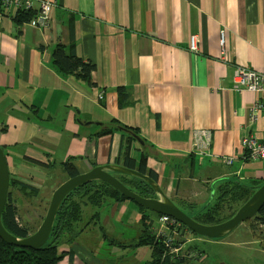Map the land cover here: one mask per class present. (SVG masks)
I'll list each match as a JSON object with an SVG mask.
<instances>
[{"label":"crops","instance_id":"obj_1","mask_svg":"<svg viewBox=\"0 0 264 264\" xmlns=\"http://www.w3.org/2000/svg\"><path fill=\"white\" fill-rule=\"evenodd\" d=\"M46 1L54 5L46 28L18 27L0 15V147L11 180L38 178L30 161L72 158L79 174L114 164L125 134L113 128L100 136L111 122L136 130L147 168L159 188L166 183L170 200L203 203L209 179L242 172L249 162L242 139L260 136L263 120H250L257 96L233 90V72L264 71V0ZM192 35L195 53L188 51ZM57 44L73 45L94 66L92 87L52 70ZM119 89L128 95L122 108ZM253 162L264 169V160ZM256 173L264 181V171ZM129 202L109 208L124 214ZM58 264L89 263L77 253Z\"/></svg>","mask_w":264,"mask_h":264},{"label":"trees","instance_id":"obj_2","mask_svg":"<svg viewBox=\"0 0 264 264\" xmlns=\"http://www.w3.org/2000/svg\"><path fill=\"white\" fill-rule=\"evenodd\" d=\"M0 15L9 16L13 25L23 26L29 23L36 14L34 11L25 12L19 10L14 14H6L4 9L0 5ZM71 29V25H70ZM50 67L52 70L61 77H72L78 82H82L89 87L93 86L91 81V73L94 70V66L84 62L79 58L73 45L64 47L60 44L55 45L50 52ZM127 93L122 89L117 93L118 107L122 108L129 105L127 101ZM102 131L99 132L100 136L108 135L112 132L113 128H123L138 136L135 129L126 128L119 125L117 122H111L109 124H103L101 126ZM126 140H122L120 145V153L114 164H119L129 169H134L141 174L149 176L154 182L157 183V176L153 169H148L146 164V157L141 153L139 155L138 162L130 157L131 145L135 140L127 135ZM124 139V135H123ZM141 148L139 147V149ZM120 158V159H119ZM74 159L68 158L65 162L59 164L61 172L67 176V179L79 174L73 165ZM36 166L43 167V164L30 161ZM134 181H121L124 186L133 188V191L137 195L144 198H152L154 193L145 182L133 178ZM258 187H247L234 184L229 186L227 183L218 186L217 193H213V201L202 212L191 217L194 221L202 225H216L230 219L237 209L245 203L253 192ZM12 190L23 194L24 196H33L37 193L36 190L29 188L28 185L22 184L15 180L9 182V192L3 211L1 213V223L4 229L12 236L17 238H26L35 232V229L21 224L17 220V209L15 206V200L13 199ZM108 201L109 203L121 204L128 201L117 190L113 189L109 185L102 182H90L79 188H76L69 193L61 202L58 212L56 214L51 233L47 242L40 248L21 249L15 248L6 244L0 239V264H58L64 256L67 254L70 258L77 255L78 251L74 249V239L77 235L84 232L89 223H85L80 228L77 225L82 221L84 208H97L102 203ZM236 204L237 208L232 210L228 216L223 218V212L230 210L232 205ZM138 212L142 215L140 217L141 233L140 237L136 241L134 246H148L151 251V259L146 264H184L190 257L181 256L180 252L177 254H168L164 250L162 239L158 238L156 234L150 229L151 224L148 221V216L145 214L143 208L136 205ZM191 207V206H190ZM155 215V214H154ZM157 218L159 215H155ZM97 217V213H93L89 221L94 220ZM226 218V219H225ZM258 221L264 225V205L259 212L250 220L246 221ZM180 228H186L180 225ZM193 234V233H192ZM195 235V234H193ZM105 236V234H104ZM197 236V235H195ZM200 237V236H197ZM113 244V243H112ZM115 244V241H114ZM177 243H173L172 247H175ZM67 249V252L62 251ZM187 250H191V247H187ZM192 252V251H191Z\"/></svg>","mask_w":264,"mask_h":264},{"label":"rangeland","instance_id":"obj_3","mask_svg":"<svg viewBox=\"0 0 264 264\" xmlns=\"http://www.w3.org/2000/svg\"><path fill=\"white\" fill-rule=\"evenodd\" d=\"M124 136L126 138V135ZM125 138L124 140H126ZM132 144L135 149L141 147L136 142H132ZM140 154V150L137 152L131 150V156L137 162ZM50 162L44 165L45 167L37 168L41 173L38 178L27 181L29 188L37 191L32 197H26L16 190H12L18 222L35 229V231L46 214L53 191L67 180V176L61 172L59 167L63 161L55 158ZM255 163L253 161L244 163L242 172L237 176L223 175L222 178L209 179L206 184L202 185L209 190L203 203L196 201V198H191L185 203H181L175 198H171V200L180 210L193 217L212 203V195L217 193L218 186L226 183L229 186L238 184L249 188L262 186L264 181L258 179L256 171L257 169L264 171V169L259 168ZM112 176L121 181H134L133 177L119 173H113ZM197 181L199 183L201 177ZM161 185V190L166 189L165 182H161ZM128 187L136 191L130 186ZM170 195L173 194L170 193ZM109 205V202L106 201L100 207L83 209V218L77 227L80 228L85 223L89 224L84 232L75 237L74 249L89 264H146L151 259L149 247L133 245L140 237L139 219L142 213L137 212L138 208L133 202H129V209L124 214H120V209L109 208ZM236 208V204L232 205L230 210L222 213L223 218ZM144 212L148 216V221L151 224L150 229L154 234L160 230L168 234L167 227L161 228V223L153 213ZM93 213H97V217L89 221ZM106 217L108 218L105 219ZM106 220L109 221V224L105 226ZM125 231L126 235L123 237L121 233ZM171 236H173V243L180 246V255L190 257L184 264H264V225L258 221L244 222L222 239L197 237L187 229L180 227L176 229V234ZM187 247H191V250L186 251Z\"/></svg>","mask_w":264,"mask_h":264},{"label":"water","instance_id":"obj_4","mask_svg":"<svg viewBox=\"0 0 264 264\" xmlns=\"http://www.w3.org/2000/svg\"><path fill=\"white\" fill-rule=\"evenodd\" d=\"M86 125H88V123H86ZM119 129L124 134L131 136L138 145H143V140L138 136L123 128ZM113 173L127 175L145 182L149 187H151L155 197L144 198L130 191L126 186L112 176ZM9 182L10 177L6 158L0 147V239L15 248L32 250L42 247L47 242L56 214L63 199L76 188L90 182L105 183L117 190L128 201L133 202L135 205H138L144 210L155 215L172 218L191 233L207 239L224 238L240 224L252 219L264 205L263 184L253 192L250 198L237 209L235 214L230 219L216 225H202L194 221L189 215L180 210L169 198H167L157 183L149 176L121 165L108 164L94 167L86 173L77 174L59 185L53 191L46 214L36 231L26 238H17L10 235L1 223V213L7 200Z\"/></svg>","mask_w":264,"mask_h":264},{"label":"built area","instance_id":"obj_5","mask_svg":"<svg viewBox=\"0 0 264 264\" xmlns=\"http://www.w3.org/2000/svg\"><path fill=\"white\" fill-rule=\"evenodd\" d=\"M0 5L4 10H23L25 12L34 11L36 16L29 23L34 27L46 28L47 21L50 18V11L54 5L46 0H0ZM35 5L38 6L37 11ZM188 51L195 53L197 51V38L192 35L188 41ZM233 90L237 92L247 91L257 96L249 111V118L255 121L261 116L263 120V129L260 136L250 135L242 139L243 161H262L264 160V71L258 72L249 70L243 67H235L233 72ZM98 99H102L99 94ZM204 135H207L206 133ZM232 158L224 160V164L231 165ZM161 223V228L166 226L169 230L168 234L163 231H158L156 236L162 239L164 250L168 254H177L180 252V246L172 247L173 236L176 234V229L181 224L177 223L172 218L160 216L157 218ZM187 242V240H186Z\"/></svg>","mask_w":264,"mask_h":264}]
</instances>
